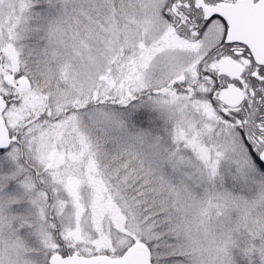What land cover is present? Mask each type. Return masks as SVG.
Returning <instances> with one entry per match:
<instances>
[{
	"label": "snow or ice",
	"instance_id": "1",
	"mask_svg": "<svg viewBox=\"0 0 264 264\" xmlns=\"http://www.w3.org/2000/svg\"><path fill=\"white\" fill-rule=\"evenodd\" d=\"M0 264H264V0H0Z\"/></svg>",
	"mask_w": 264,
	"mask_h": 264
}]
</instances>
